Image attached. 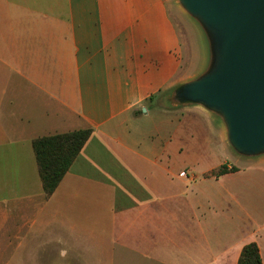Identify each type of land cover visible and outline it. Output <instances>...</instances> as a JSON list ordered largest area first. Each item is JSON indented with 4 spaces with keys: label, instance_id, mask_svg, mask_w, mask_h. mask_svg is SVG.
Here are the masks:
<instances>
[{
    "label": "crops",
    "instance_id": "1",
    "mask_svg": "<svg viewBox=\"0 0 264 264\" xmlns=\"http://www.w3.org/2000/svg\"><path fill=\"white\" fill-rule=\"evenodd\" d=\"M207 63L177 0H0V264L264 263V156L211 165L223 124L166 105ZM88 129L47 197L33 142Z\"/></svg>",
    "mask_w": 264,
    "mask_h": 264
},
{
    "label": "water",
    "instance_id": "2",
    "mask_svg": "<svg viewBox=\"0 0 264 264\" xmlns=\"http://www.w3.org/2000/svg\"><path fill=\"white\" fill-rule=\"evenodd\" d=\"M177 2L201 29L208 63L171 91V104L211 113L237 156H264V0Z\"/></svg>",
    "mask_w": 264,
    "mask_h": 264
},
{
    "label": "trees",
    "instance_id": "3",
    "mask_svg": "<svg viewBox=\"0 0 264 264\" xmlns=\"http://www.w3.org/2000/svg\"><path fill=\"white\" fill-rule=\"evenodd\" d=\"M91 135V129L79 130L42 137L33 142L43 189L47 197L56 191ZM237 170L236 167L229 169L228 166L223 165L220 169L211 172L208 177L219 178ZM238 264H264L256 243L248 244L243 248Z\"/></svg>",
    "mask_w": 264,
    "mask_h": 264
},
{
    "label": "rangeland",
    "instance_id": "4",
    "mask_svg": "<svg viewBox=\"0 0 264 264\" xmlns=\"http://www.w3.org/2000/svg\"><path fill=\"white\" fill-rule=\"evenodd\" d=\"M177 23L180 26L181 32H185L186 31L185 24L180 19L177 20ZM170 96H171V92H168L167 93V97H166V105L171 108V107H173V105L171 104V102L169 100ZM227 146H228V148L223 143H220L218 141V139H216L214 147H213V150H212V153L216 157H214V159L211 158L212 159V162H210L211 165L214 164L215 160H217V159L223 161L226 158H228V159L237 158L236 153L231 149V147L229 146L228 142H227ZM209 174L210 173H208L206 175H201L200 171H199V168H197L195 171L192 170L191 172H186L184 174V176H185L186 179L189 178L192 181V183L198 182L199 184H201L202 181L204 180V178H206V179L209 178L210 179V177H208Z\"/></svg>",
    "mask_w": 264,
    "mask_h": 264
}]
</instances>
